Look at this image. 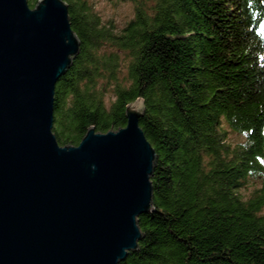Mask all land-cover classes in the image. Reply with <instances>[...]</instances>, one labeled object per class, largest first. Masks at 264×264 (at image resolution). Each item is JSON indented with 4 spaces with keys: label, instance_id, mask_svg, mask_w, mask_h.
Returning a JSON list of instances; mask_svg holds the SVG:
<instances>
[{
    "label": "trees",
    "instance_id": "1",
    "mask_svg": "<svg viewBox=\"0 0 264 264\" xmlns=\"http://www.w3.org/2000/svg\"><path fill=\"white\" fill-rule=\"evenodd\" d=\"M65 1L81 49L56 84L60 145L126 126L141 98L157 153L155 209L119 264H264V0H133L120 32L87 0ZM227 126L246 140L229 142ZM250 177L261 186L245 197Z\"/></svg>",
    "mask_w": 264,
    "mask_h": 264
},
{
    "label": "water",
    "instance_id": "2",
    "mask_svg": "<svg viewBox=\"0 0 264 264\" xmlns=\"http://www.w3.org/2000/svg\"><path fill=\"white\" fill-rule=\"evenodd\" d=\"M80 49L65 0H0V264H119L155 209L143 99L124 127L56 137V84Z\"/></svg>",
    "mask_w": 264,
    "mask_h": 264
},
{
    "label": "rangeland",
    "instance_id": "3",
    "mask_svg": "<svg viewBox=\"0 0 264 264\" xmlns=\"http://www.w3.org/2000/svg\"><path fill=\"white\" fill-rule=\"evenodd\" d=\"M93 7L94 11L101 18L102 22L113 23L115 25V30L120 32L126 25L135 18L136 16V5L133 0H87ZM115 51L120 57L127 58L126 52L118 49L112 45H106L102 52ZM119 72H123L126 75L127 69L125 66L120 67ZM115 99L114 90L111 88L108 91L105 101L108 106L111 105L112 101ZM227 139L233 144L242 143L246 140L243 134L237 133L227 126ZM261 186V182L250 177L249 181L241 188V192L245 197H249L253 191Z\"/></svg>",
    "mask_w": 264,
    "mask_h": 264
}]
</instances>
